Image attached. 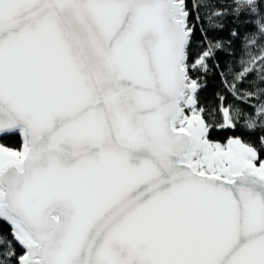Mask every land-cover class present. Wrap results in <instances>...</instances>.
Here are the masks:
<instances>
[{
	"label": "snow or ice",
	"instance_id": "6c2138e0",
	"mask_svg": "<svg viewBox=\"0 0 264 264\" xmlns=\"http://www.w3.org/2000/svg\"><path fill=\"white\" fill-rule=\"evenodd\" d=\"M11 137L0 264H264V0H0Z\"/></svg>",
	"mask_w": 264,
	"mask_h": 264
},
{
	"label": "trees",
	"instance_id": "16d2710c",
	"mask_svg": "<svg viewBox=\"0 0 264 264\" xmlns=\"http://www.w3.org/2000/svg\"><path fill=\"white\" fill-rule=\"evenodd\" d=\"M189 6L191 7V4ZM225 24H228V26L231 27V24L229 23V21H225ZM220 35L226 36L227 30L224 33H221ZM217 86H218V82L215 79H212L209 82L207 91L205 93H202V96H206L210 101L211 97H212V93H213L214 89L217 88ZM239 134L240 133L238 131L232 132V131H228V130H217V131H214L212 133L211 138L214 141H219L221 143H224L228 137L239 135ZM0 144L7 146L9 148L19 149L21 146V141H20L19 137H11V138L0 140Z\"/></svg>",
	"mask_w": 264,
	"mask_h": 264
},
{
	"label": "water",
	"instance_id": "95a60500",
	"mask_svg": "<svg viewBox=\"0 0 264 264\" xmlns=\"http://www.w3.org/2000/svg\"><path fill=\"white\" fill-rule=\"evenodd\" d=\"M20 141H21V138H20ZM11 149H13V148H11ZM14 150H22V143H21V146L19 149H14Z\"/></svg>",
	"mask_w": 264,
	"mask_h": 264
}]
</instances>
